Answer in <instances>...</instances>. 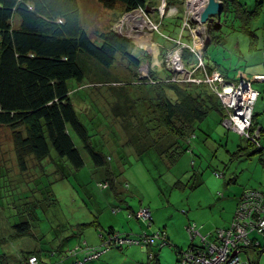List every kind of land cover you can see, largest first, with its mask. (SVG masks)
Segmentation results:
<instances>
[{
	"label": "rangeland",
	"instance_id": "obj_1",
	"mask_svg": "<svg viewBox=\"0 0 264 264\" xmlns=\"http://www.w3.org/2000/svg\"><path fill=\"white\" fill-rule=\"evenodd\" d=\"M183 1L168 5L166 0H153V5L147 9L137 8L133 12H126L114 23V30L133 41L132 53L142 58L140 67L129 68L127 61L120 56L113 66L108 67L81 51L77 62L84 71V79L80 82L75 78L68 80L71 97L93 135L94 144L112 155L110 164L117 186H104V168L93 165L84 150L85 165L75 173H71L68 168L56 171V165L46 160H38L33 165L35 162L29 158L30 169L22 173V178L26 179L22 185L10 183L5 177L0 158V195H4L0 209L4 211L6 219L14 224L26 220L32 223V236H22L30 244L22 247V250L39 245L45 252H59L62 249L65 256L70 248L87 241V234L81 240L79 236L73 235L78 223L96 219L108 224L115 218L123 222L132 219L139 226L141 224L138 221L142 222L148 232L166 226L175 246L167 244L160 250L135 244L113 246L90 264H151L150 253L157 251L160 264H181L177 260L176 248H188L191 244L190 223H195L202 234L229 227L239 195L247 189H264V149L259 151L246 137L226 127L216 112L210 113L200 123L196 133L189 139L190 150L185 151L171 168L154 148L142 153V145L138 147L141 143L136 136L138 122L146 120L142 111L150 98H155V93L152 95L149 84L136 83H143L144 77H150L149 69L160 72L169 69L165 58L172 46L165 45L158 38L162 37L165 28H160L159 22L164 17L172 19L178 14L183 15L186 22L184 27L191 33L192 44L177 41V50L183 59L182 63L190 71L187 77L191 74V78H204V65L200 64L199 59L203 57L210 39V30L215 31L225 20L226 12H223L220 19L218 15H211L207 22L202 23V12L198 9L194 11V0ZM79 2L82 22L89 32L92 33L96 28H107L113 23L114 15L104 9L98 0ZM236 3H247L252 8L256 0H237ZM138 17L141 22L135 24ZM222 32L226 36V44H211L206 62L220 67L231 80L247 77L254 81V87L260 92L254 106L255 122L264 128V74L255 73L260 70L264 72L263 61H260L261 51L251 52L250 38L245 32L232 30L228 25L222 26ZM152 41L156 47H153ZM186 48L195 55L191 64L183 58ZM212 71H208L209 75ZM179 74L177 78L182 81L179 83L198 84L195 80H184L185 71ZM125 81L130 84L121 87ZM121 92L127 94L119 97ZM127 96L133 102L125 100ZM123 109L131 112L129 117L124 118V114L120 113ZM0 127L11 130L7 126ZM10 140V135L0 133V141ZM261 141L264 144V137ZM76 142L79 144L77 138ZM141 202L145 206H141ZM128 204L139 207L136 211L150 206L151 224L130 216L132 210H128L131 209ZM117 207L120 208L114 212ZM92 226L85 230L95 231L96 225ZM117 229L123 231L122 227ZM9 232L5 234L6 238ZM251 236L257 237L263 251L258 253L250 250L244 252L243 257L248 254L256 261L255 264H264V235L252 232ZM199 242L197 237L194 243ZM101 243L100 238L98 244ZM15 246V240L0 242V253L5 254V257L0 258V264H18ZM72 262L73 259L67 258L62 264Z\"/></svg>",
	"mask_w": 264,
	"mask_h": 264
},
{
	"label": "trees",
	"instance_id": "obj_2",
	"mask_svg": "<svg viewBox=\"0 0 264 264\" xmlns=\"http://www.w3.org/2000/svg\"><path fill=\"white\" fill-rule=\"evenodd\" d=\"M98 1L104 9L114 15V20L107 28H96L91 33L83 25L79 0H0V126L11 129L14 150L22 172L30 169L28 159L33 157L37 162L46 160L55 164L56 171H61L65 167L71 173H75L85 165L82 153L84 150L93 165L104 168L106 176L104 184H107L106 188H108L117 186L110 164L112 155L98 149L94 144L93 135L79 115L71 97L68 80L75 78L80 82L84 79V71L77 62L78 53L81 51L108 67L116 63L118 56L127 61L129 68L140 67L142 58L132 53L133 41L114 30L113 25L122 14L137 8L147 9L153 5V0ZM166 2L171 5L184 1L166 0ZM222 2L226 12L225 20L220 27L217 26L218 31L210 30L209 46L202 57L205 68L210 72L216 66L206 62L208 49L214 43L225 44L227 39L222 32V26L224 24L229 26L231 16L238 20L240 18L241 29L250 36L253 46L256 45L257 40L255 30L251 29V26L260 16L262 0H257L252 10L237 8L240 6V3H236L237 0H222ZM183 19V15L178 14L172 19L164 17L159 22L160 28L165 27L162 30L165 45L174 48L178 45V40L192 44L191 33L184 27ZM145 57L149 58L148 55ZM194 57V53L189 49L184 50L183 58L188 64L193 63ZM161 72L149 69L150 77H144L143 83H136L149 84L152 95L155 93V98H150L148 104L145 102L147 106L142 113H145L147 118L143 122H138L136 136L141 141L138 147L142 145V153L154 148L171 168L185 151L190 150L189 139L193 133H196L200 123L212 112L218 113L222 121L225 109L212 83L201 81L198 84L184 85L172 80L173 74L170 69ZM221 72L229 82L236 83L240 80L235 78L231 80L222 70ZM128 84L130 83L125 81L121 87ZM121 93L119 97L127 94ZM125 100L133 102L129 96ZM120 113L124 114V118L131 114L128 109H123ZM253 120L257 126L255 114ZM261 128L262 139L264 128L262 126ZM248 141L259 151L264 149V144L260 147ZM135 212L136 210L131 211L130 214ZM97 224H99L98 220H93L79 223V226L81 230H85L86 227ZM189 225H194V229H198L195 223ZM31 227L32 223L28 220L13 225L15 235L18 237L32 236ZM220 228L202 235L213 238ZM111 234L123 238L151 235L147 231L137 235L122 233L109 227L106 233L102 234V241ZM190 237L192 242L188 248H176L180 263L186 252L202 246L200 235L190 234ZM197 237L200 242L195 244ZM167 239V244L175 246L168 235ZM255 239L259 241L257 237ZM108 244L110 248L125 245L114 239ZM84 246L97 245L85 243ZM146 246L149 249L162 248L159 245ZM248 249L258 253L263 251L261 244L250 245ZM84 253V251L78 252L77 256L82 258ZM56 254L60 256L62 252L34 249L23 255L20 264L32 255L37 256L40 262L47 263L50 261L45 256ZM151 254L152 257H149L151 264H159L158 255L154 252ZM2 257H5V254L0 253V258Z\"/></svg>",
	"mask_w": 264,
	"mask_h": 264
},
{
	"label": "built area",
	"instance_id": "obj_3",
	"mask_svg": "<svg viewBox=\"0 0 264 264\" xmlns=\"http://www.w3.org/2000/svg\"><path fill=\"white\" fill-rule=\"evenodd\" d=\"M185 24L186 22L184 26ZM178 42L181 43L180 40ZM177 46L168 50L165 58L168 68L173 74L172 80L182 82L177 76L181 75L180 72L185 71L184 80L212 83L225 109L223 124L229 129L237 131L257 146L263 147L261 142L262 128L261 126H255L253 120L255 102L260 94L259 90L254 87L253 81L243 77L238 82L232 83L226 79L218 68L214 69V72L212 71L209 75L205 66H202L205 72L204 79L203 77L191 78V74L187 77L190 71L182 63L183 59L177 50L179 45ZM199 60L200 64L204 65L203 58L201 57ZM104 186H107V184H104ZM235 211L231 225L218 229L213 238L202 235L199 229H194V225H189L188 228L191 234L201 236L202 246L194 251L186 252L181 259V264H253L249 258L243 257L242 253L250 245L257 246L260 244L251 236L252 232L264 233V190H244L239 197ZM130 216L150 223L152 212L149 207H141L140 210L131 213ZM113 239L129 245H159L163 247L168 243L167 234L164 230H156L151 235L144 234L138 237L126 238L111 234L100 245L92 247L77 246L69 251L67 255H62L59 262L42 263L37 256L32 255L25 259L23 264H62L67 258L73 259L74 264H85L88 260L98 259L102 253L109 250L110 245L108 243ZM83 251L85 252L83 257H78V252ZM150 256L152 257V254Z\"/></svg>",
	"mask_w": 264,
	"mask_h": 264
},
{
	"label": "crops",
	"instance_id": "obj_4",
	"mask_svg": "<svg viewBox=\"0 0 264 264\" xmlns=\"http://www.w3.org/2000/svg\"><path fill=\"white\" fill-rule=\"evenodd\" d=\"M240 6H241V8H244L246 10L247 9L248 10H252L254 8V7L249 8L247 3H245V5H243L242 3H240ZM228 24L231 27V29L239 30L240 32H244V30L241 29L242 21L240 20V18L238 20V19L232 18V16H231V19L229 20ZM224 25H226V24H224ZM251 29H254L255 30V33L257 35V40H256V45L255 46H253V44L251 43V40H250V46H249V48H250L251 52L253 50H260L261 51L260 53L262 55V59L260 61H263V64H264V0H262V8H261L260 16L252 22ZM215 31H218V29H216ZM158 38L160 39V41L163 40L162 37H160V36ZM249 38H250V36H249ZM226 42H227V40H226ZM226 42H225V44H226ZM152 43H153V47L154 46L156 47L155 42L152 41ZM159 44H162V43L159 42ZM215 66H216V68H219L217 65H215ZM259 69H261V68H259ZM255 73H257V74H264V72H262V70L257 71ZM241 78H243V77H241ZM237 79H240V77L239 78H235V80H237ZM0 133H2V134L4 133V135H10L11 136V132L8 129H6L5 127L4 128L0 127ZM14 152H15V150H14V142H13L12 138H11V140L9 142L0 141V158H1V161L3 163L2 165L4 167V175H5V177H8V180L10 181V183L22 185V184H24L26 182V179L24 177L22 178V173H24V172H22L20 170L19 164H18V161H17V157H16V153L14 154ZM30 159H32V161L35 162L33 165H36L38 163V162L36 163L37 160L35 158L30 157ZM64 169H65V167H63V170ZM28 171H26V172H28ZM3 197H4V195L2 193L0 195V206H2L3 203H4ZM239 197H240V195H239ZM239 197L237 199V203H238ZM7 203H9L10 205L11 204H14V202L13 203L12 202H7ZM140 205L141 206H145V204L143 202H141ZM236 206H237V204H236ZM129 207L131 209H128V210H132V211L135 210V209L136 210L139 209V207H135V206H130L129 205ZM114 212H117V211L114 210ZM122 216L126 217L124 214H122ZM8 217H10V215H8ZM138 220L143 221L141 219H138ZM143 222L146 223L147 221H143ZM153 222H154V217H153ZM138 223L141 224V225L139 226L132 219H127L126 222H123L120 219L115 218L114 221H110V222H108V224H104L102 222L101 223L99 222V224H97L96 226H94L95 227V231H92V230H90V231L81 230V227L79 226V223H78L77 224L78 226H76V229H75L73 235L79 236V239L81 240V239H83V236L85 234H87L88 238H86V240H87L86 243L88 245H99L98 243L100 242V238H101V242H102V234L103 233H106V230L109 227H113L115 230H118L117 229L118 227H122L123 228L122 233H129V234L132 233L133 235L141 234V233H144L145 231L148 232V230H146L143 227L144 224L142 222H139L138 221ZM13 225H14V223L11 222V221H8L6 219V217H5L4 211L1 210V212H0V242L1 243L2 242L3 243H7L8 242V239L9 240H15V243H16V246L15 247L17 248V250H16L17 251L16 252V260H18V264H20V260L22 259L23 255L25 253H27L28 251H32L34 249H38L39 248V245H35L30 250H22V247H26L30 243H28L27 241H24V238L25 237H18V236L15 235V231H14ZM159 226H161V225H159ZM224 227H227V226H224ZM142 228H144V229L142 230ZM12 229H13V231L12 232H9ZM158 229H160V228H158ZM158 229H156V230H158ZM162 229H164L166 231L167 235L170 237V239L172 241V235L169 232V229L166 228V226H164ZM7 232H9V234H8V236L6 238L5 237V234ZM153 232H155V231H153ZM153 232H149V234H151ZM190 234L191 233H189V235ZM252 237L253 238L254 237L256 238V236H252ZM80 245H85V244L84 243L82 244V242H80ZM70 249H72V248H70ZM250 250H252V249H247V250H245V252L248 253ZM11 251H12V248H11ZM62 251H64V250H62V249H61V251L59 250L60 253ZM243 253H242V255H243ZM67 254H68V252L66 253V255ZM156 254L159 256V251H157ZM62 255L58 256V258H56V257L53 258V257H51L52 255H49V256L46 255L45 258H48L47 260L50 261V262H58L61 259V256ZM245 258H249L252 261L253 264H255V262H256L248 254L245 256ZM158 259H159V264H160V256H159ZM177 260L179 261L178 254H177ZM92 262H95V260L87 261L86 264H90ZM139 263H141V262H139Z\"/></svg>",
	"mask_w": 264,
	"mask_h": 264
},
{
	"label": "water",
	"instance_id": "obj_5",
	"mask_svg": "<svg viewBox=\"0 0 264 264\" xmlns=\"http://www.w3.org/2000/svg\"><path fill=\"white\" fill-rule=\"evenodd\" d=\"M223 12H224V4L221 0H208L206 7L204 8V10L200 15V21L202 23L207 22L211 15L213 16L218 15L220 19ZM208 44H206V48ZM234 254H236V252H234Z\"/></svg>",
	"mask_w": 264,
	"mask_h": 264
},
{
	"label": "bare ground",
	"instance_id": "obj_6",
	"mask_svg": "<svg viewBox=\"0 0 264 264\" xmlns=\"http://www.w3.org/2000/svg\"><path fill=\"white\" fill-rule=\"evenodd\" d=\"M208 0H194V11H197V9L199 10V12H202L204 10V8L207 5ZM133 12V11H132ZM135 24L139 23V21L141 22V19H136L135 20Z\"/></svg>",
	"mask_w": 264,
	"mask_h": 264
},
{
	"label": "clouds",
	"instance_id": "obj_7",
	"mask_svg": "<svg viewBox=\"0 0 264 264\" xmlns=\"http://www.w3.org/2000/svg\"><path fill=\"white\" fill-rule=\"evenodd\" d=\"M260 93V92H259Z\"/></svg>",
	"mask_w": 264,
	"mask_h": 264
}]
</instances>
